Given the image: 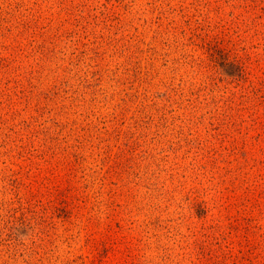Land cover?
<instances>
[{
	"label": "rangeland",
	"instance_id": "rangeland-1",
	"mask_svg": "<svg viewBox=\"0 0 264 264\" xmlns=\"http://www.w3.org/2000/svg\"><path fill=\"white\" fill-rule=\"evenodd\" d=\"M0 264H264V0H0Z\"/></svg>",
	"mask_w": 264,
	"mask_h": 264
}]
</instances>
